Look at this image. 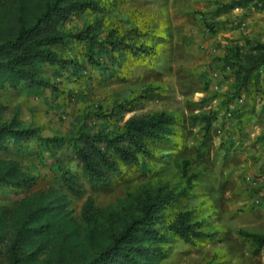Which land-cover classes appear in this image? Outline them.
<instances>
[{
  "label": "rangeland",
  "instance_id": "obj_1",
  "mask_svg": "<svg viewBox=\"0 0 264 264\" xmlns=\"http://www.w3.org/2000/svg\"><path fill=\"white\" fill-rule=\"evenodd\" d=\"M106 1L103 12L74 15L64 29L79 31L92 23L120 34L136 29L148 34L153 52L139 56L98 53L100 64L93 65L87 60L84 42L67 40L52 49L77 66L41 65L42 75L54 87L0 81L2 122L16 118L22 127L36 131L21 142L7 138L0 146V159L17 162L23 172L37 178L29 190L0 186V206L12 209L30 194L53 189L67 195L69 209L79 218L89 198L107 208L145 185L182 186V163L189 160V173L198 176L196 185L190 197L166 213L198 208L218 235L198 248L171 239L169 257L162 264L210 260L264 264V247L259 250L237 234L240 228L264 233V146L256 142L264 129V69L255 77L251 96L235 97L234 73L222 60L246 39L264 41V9L249 5L215 17L214 0ZM151 83L161 89L136 101L131 112L120 108ZM159 110L173 112L182 120L174 141L165 143L153 161L142 158L138 164L122 166L123 174L111 188L89 185L71 143L47 145L38 137L70 139L79 132L112 136L133 115ZM212 112L217 115L203 147V125H191L188 118ZM64 167L77 176L79 192L65 187Z\"/></svg>",
  "mask_w": 264,
  "mask_h": 264
},
{
  "label": "trees",
  "instance_id": "obj_2",
  "mask_svg": "<svg viewBox=\"0 0 264 264\" xmlns=\"http://www.w3.org/2000/svg\"><path fill=\"white\" fill-rule=\"evenodd\" d=\"M213 4L215 17L249 5L264 9V0H214ZM105 9L106 0L1 1L0 81L16 85L23 80L30 87H54L42 75L41 65L62 69L77 66L52 49L67 40L84 42L87 60L93 65L100 64L98 53L139 56L153 52L148 34L136 29L120 34L116 29L104 30L98 23L88 24L79 31L63 27L74 15ZM230 51L222 60L234 73V96L243 93L251 96L255 77L264 69V41L246 39L242 46ZM160 89L161 85L151 83L141 94L120 104V108L131 112L136 101ZM239 110L243 111L244 107ZM215 114L188 118L191 125H203V147ZM245 115L244 112L240 118ZM3 117L4 107L0 105V146L9 137L21 142L36 135L34 129L22 127L16 118L2 122ZM181 121L173 112L159 110L133 115L112 136L79 132L70 139L38 137L47 145L71 143L89 185L111 188L114 179L122 176V166L138 164L142 158L149 161L158 158L162 146L174 141ZM256 142L264 146V129ZM182 165V186L145 185L118 205L107 208L96 206L94 199L89 198L79 218L69 209L67 195L53 189L30 194L12 209L0 206V264H162L169 257L167 246L173 238L192 248L214 241L218 233L211 230L198 208L166 213L179 200L190 197L196 185L197 174L188 171L190 161L185 160ZM61 170L68 191L79 192L74 172L66 167ZM36 180L23 172L17 162L0 159V186L29 190ZM237 234L259 250L264 247V233L240 228ZM207 264L216 262L210 260Z\"/></svg>",
  "mask_w": 264,
  "mask_h": 264
}]
</instances>
